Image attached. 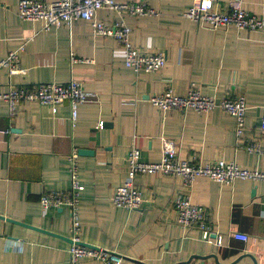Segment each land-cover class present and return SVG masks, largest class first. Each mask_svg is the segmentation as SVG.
<instances>
[{
  "label": "crops",
  "instance_id": "crops-1",
  "mask_svg": "<svg viewBox=\"0 0 264 264\" xmlns=\"http://www.w3.org/2000/svg\"><path fill=\"white\" fill-rule=\"evenodd\" d=\"M18 1L0 0V59L25 42L19 66L26 73L10 76L0 68V93L10 85L73 79L93 98L78 106L75 127L67 102L56 112L26 102L9 115L7 103L0 100V129H9L0 133V264H68L69 209L44 211L39 198L45 191L70 188L68 157L74 148L84 186L77 205L83 243L122 256V264H264V181L218 183L197 177L187 190L176 176L137 175L140 208L116 207L111 201L125 179L133 140L147 162L160 159L165 137L176 142L182 159H225L264 171V33L234 26L204 28L183 16L196 0H117L154 10L133 15L101 8L95 15L106 24L125 23L131 45L165 55L161 69L136 72L124 65V47L112 37L96 35L89 21L44 29L40 21L18 17ZM214 5L221 10L234 5L264 17V0H214ZM192 84L204 95L245 97L240 138L234 117L222 109L162 113L148 101L167 87L185 94ZM100 120L103 125L97 128ZM252 142L262 152H248L245 146ZM185 192L203 207L206 222L221 236L220 246L214 239L203 240L197 227L178 225L173 199ZM232 232L248 235L247 241L233 238ZM14 241L21 247H12ZM79 264L102 263L83 259Z\"/></svg>",
  "mask_w": 264,
  "mask_h": 264
},
{
  "label": "built area",
  "instance_id": "built-area-1",
  "mask_svg": "<svg viewBox=\"0 0 264 264\" xmlns=\"http://www.w3.org/2000/svg\"><path fill=\"white\" fill-rule=\"evenodd\" d=\"M101 8L117 9L133 15L153 14L154 10L141 3L119 4L117 0H19L17 15L21 20L40 21L44 29L69 25L72 21L82 19L89 21L93 32L103 37H112L125 49L124 65L134 71L152 72L161 69L166 58L162 52H148L131 45L129 42L130 28L123 22L106 24L96 19V12ZM183 16L196 22L198 25L217 30L234 26L246 31L264 33V17L257 16L247 10L229 5L221 10L214 5V0H196L187 8ZM25 42L16 49L8 51L0 59V68L7 71L8 75L24 74L26 69L19 66L20 52L24 51ZM72 61H85L71 57ZM93 95L85 91L78 81L70 79L65 83L40 82L34 85H10L8 90L0 93V100L8 105L9 115H14L18 107L26 102H37L46 105L56 112L58 105L67 102L70 106V120L75 127L78 117V106L91 101ZM151 105L162 113L172 110L184 112L192 109L198 113L210 112L216 108L229 113L235 119V134L240 138L245 128L246 99L243 95L232 94L223 98L204 95L200 87L192 84L185 94L179 95L167 87L162 93L148 98ZM103 121L97 123V128L102 127ZM8 130L0 129V133ZM260 132L264 136V116L260 121ZM248 152H262V147L257 142L245 146ZM78 152L72 150L68 157L70 188L67 190H49L40 195L39 203L45 211L49 207L60 208L66 206L70 212L69 239L71 243L67 249L68 264H79L83 259L97 260L102 264H122L123 257L106 249L92 245L80 244L81 222L78 211L79 194L84 186L79 180ZM195 158V157H194ZM127 170L122 184H120L111 197L113 205L130 210L140 208L143 201L140 188L135 182L137 175L166 174L179 177L183 180L188 190L197 177H207L218 183H232L236 179L264 181V171L247 169L239 166L234 161L218 159L207 163L196 159H182L179 157L176 142L162 137L161 157L158 161L147 162L141 159L140 149L131 142L127 153ZM173 207L177 213V223L184 228L197 227L205 241L214 239L216 245L222 244L220 234L213 231L206 222L203 207L191 202L188 192L180 193L173 199ZM235 239L247 241L248 235L232 232ZM20 241H14L12 247L20 248ZM264 259V255H263Z\"/></svg>",
  "mask_w": 264,
  "mask_h": 264
},
{
  "label": "water",
  "instance_id": "water-1",
  "mask_svg": "<svg viewBox=\"0 0 264 264\" xmlns=\"http://www.w3.org/2000/svg\"><path fill=\"white\" fill-rule=\"evenodd\" d=\"M80 152H82V153H91V151H87V150H84V151L79 150V153H80ZM0 218H3V216L0 215ZM7 220H8L9 222L15 223V224H17V225H21V226L28 227V228H34V229H37V230H38V228H36V227H32V225H29V224H26V223H22V222H19V221H15V220H12V219H9V218H7ZM66 239H67V241H68L69 243H71V240H70L68 237H66ZM80 244H86V243L81 242ZM87 245H89V244H87ZM249 256H250L252 259H254L251 255H249ZM254 264H256V262H254Z\"/></svg>",
  "mask_w": 264,
  "mask_h": 264
}]
</instances>
